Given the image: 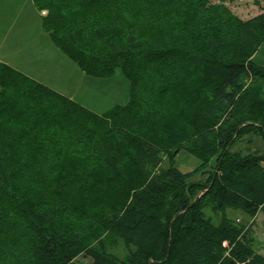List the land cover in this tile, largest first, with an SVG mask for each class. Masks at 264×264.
Wrapping results in <instances>:
<instances>
[{"label":"trees","instance_id":"obj_1","mask_svg":"<svg viewBox=\"0 0 264 264\" xmlns=\"http://www.w3.org/2000/svg\"><path fill=\"white\" fill-rule=\"evenodd\" d=\"M111 1L33 0L84 74L129 81L125 107L95 115L0 63V193L15 215L0 264H264L243 228L204 212H264V152H230L247 134L264 138L253 62L264 10L241 19L235 0H185L180 29L143 31L131 0ZM99 3L106 14L89 16ZM180 151L208 181L175 167ZM105 188L118 211L92 197Z\"/></svg>","mask_w":264,"mask_h":264},{"label":"rangeland","instance_id":"obj_2","mask_svg":"<svg viewBox=\"0 0 264 264\" xmlns=\"http://www.w3.org/2000/svg\"><path fill=\"white\" fill-rule=\"evenodd\" d=\"M57 2L58 0H54V4ZM110 2L112 3L111 0ZM138 3L135 0L129 2L136 9L134 12L143 31L154 29L161 31L174 27L180 29L182 26L181 13L185 0H138ZM229 7L239 18L248 19L264 10V0H235ZM107 10L108 5L99 3L89 16H102ZM47 14V11H40L33 0H0V63L95 115L103 116L112 110L125 107L130 97L129 81L119 70H115L110 76L84 74L80 66L58 50L49 35L43 32L42 21ZM89 21H92L91 17ZM253 62L264 68V46L255 53ZM259 84L256 82L255 86ZM62 116L69 121L73 118L78 119L73 111L62 113ZM58 118L60 119V113ZM230 152L263 153L264 138L260 133L247 134L231 146ZM174 161L175 167L183 174L195 171L191 181L207 179V176L199 175L200 170H197L200 162L195 157L180 151ZM163 162L158 166L166 168L167 165ZM201 195L197 194V197ZM93 196L101 198L100 203L107 205L114 212L123 204L118 191L114 188L95 190ZM204 212L206 217L212 218L214 224H219L226 218L235 227L243 228L245 243L249 245L252 254L264 259L263 211L258 210L256 214L250 215L228 209L224 214L215 215L210 209L205 208ZM14 221L12 205L0 193V257L11 249L10 236L13 234ZM101 241L112 244L108 239ZM76 262L87 264L90 260L79 256Z\"/></svg>","mask_w":264,"mask_h":264},{"label":"crops","instance_id":"obj_3","mask_svg":"<svg viewBox=\"0 0 264 264\" xmlns=\"http://www.w3.org/2000/svg\"><path fill=\"white\" fill-rule=\"evenodd\" d=\"M44 32V31H43Z\"/></svg>","mask_w":264,"mask_h":264}]
</instances>
